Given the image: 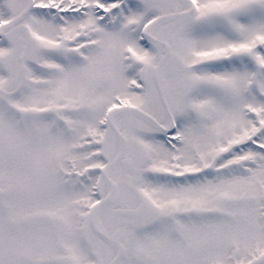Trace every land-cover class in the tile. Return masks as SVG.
<instances>
[{
  "label": "snow or ice",
  "instance_id": "snow-or-ice-1",
  "mask_svg": "<svg viewBox=\"0 0 264 264\" xmlns=\"http://www.w3.org/2000/svg\"><path fill=\"white\" fill-rule=\"evenodd\" d=\"M0 264H264V0H0Z\"/></svg>",
  "mask_w": 264,
  "mask_h": 264
}]
</instances>
